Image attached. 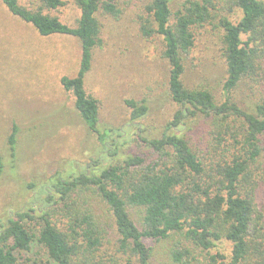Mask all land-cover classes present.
Segmentation results:
<instances>
[{"label":"trees","instance_id":"1","mask_svg":"<svg viewBox=\"0 0 264 264\" xmlns=\"http://www.w3.org/2000/svg\"><path fill=\"white\" fill-rule=\"evenodd\" d=\"M73 1L80 15L71 26L44 12L63 6L64 0H39L29 7L19 0H2L11 14L40 35L78 38L79 68L73 77L62 76L60 83L71 92L79 116L96 134L100 151L92 165H97L101 158L118 155L123 131L99 128L97 100L86 92L84 78L101 43L98 13L117 17L121 12L118 0ZM174 2L177 6L172 10ZM143 9L139 29L144 36H161L169 65L168 94L178 108L160 136H145L134 123L146 114L145 101L126 99L129 121L138 131L133 141L146 150L129 152L99 173L85 169L64 177L59 172L53 175L39 186L34 205L17 211L0 228V264H28L20 263V255L34 243L45 249L54 264H153L148 240L166 238L173 240L170 257L175 264L200 263L195 249L205 253L207 264H220L226 258L220 249L223 240L230 243L228 264H264V213L253 200L255 182L248 172L264 152L260 140L264 99L244 109L230 97L243 81L258 84L264 78V0H148ZM236 11L241 16L233 21ZM207 25L221 32L226 73L220 103L209 90L189 88L182 79L183 55L194 46L198 29ZM197 113L209 116L213 125L215 144L207 158L179 132L186 119ZM16 131L13 124L7 138L12 152ZM94 192L111 211L116 251L126 255L122 262L116 255L102 259L98 251L103 239L98 223L91 209L82 208L83 199ZM129 207L142 210L139 224ZM60 217L67 220L62 225Z\"/></svg>","mask_w":264,"mask_h":264},{"label":"rangeland","instance_id":"2","mask_svg":"<svg viewBox=\"0 0 264 264\" xmlns=\"http://www.w3.org/2000/svg\"><path fill=\"white\" fill-rule=\"evenodd\" d=\"M19 1L28 7L39 4V0ZM64 1L63 6L44 12L74 26L80 10L73 0ZM147 1L118 0L116 6L121 13L117 17L98 13L101 43L93 51L84 87L97 100L99 128H121L119 141L124 144L117 156L101 158L99 164L92 165L100 151L96 134L79 116L71 92L64 90L60 83L62 76L73 77L79 68L78 38L57 33L40 35L31 24L11 14L0 0V228L17 211L34 205L33 197L39 186L47 184L56 173L63 177L85 169L99 173L105 165L129 152L146 150L133 141L138 131L129 121L126 99L145 101L146 114L134 122L143 129L142 135L158 137L165 130L178 105L168 94L169 65L163 56L161 36H144L139 29L143 5ZM176 6L174 2L172 10ZM240 16L236 11L231 19L237 21ZM209 29V25L199 28L194 46L183 55L182 79L189 88L209 90L215 102L220 103L224 98L222 83L226 73L221 32ZM230 97L241 108H251L264 99V78L258 84L250 79L243 81L231 91ZM13 124L17 131L12 152L7 138ZM212 128L209 116L197 113L186 119L179 132L198 154L207 158L213 155L215 144ZM260 140L264 143V134ZM227 141L231 139L227 137ZM248 172L250 180L255 182L253 200L263 214L264 152L254 165H250ZM246 183L248 187L249 182ZM82 208L91 209L98 223L103 237L98 250L102 259L116 255L122 262L126 255L116 251L117 233L108 205L94 192L83 199ZM128 209L139 224L142 210ZM57 218L59 216L54 217ZM66 221L60 217L58 223ZM172 243L170 238L148 240L153 264H175L170 257ZM220 249L226 257L220 264H228L230 243L223 240ZM195 254L201 262L191 260V264H207L204 252L195 249ZM23 261L54 264L37 243L21 253L20 263Z\"/></svg>","mask_w":264,"mask_h":264}]
</instances>
